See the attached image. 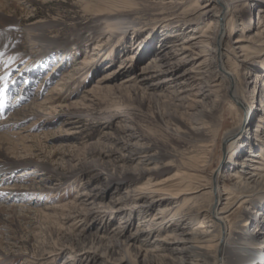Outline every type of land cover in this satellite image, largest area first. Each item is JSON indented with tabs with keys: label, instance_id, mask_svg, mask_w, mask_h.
<instances>
[{
	"label": "rangeland",
	"instance_id": "1",
	"mask_svg": "<svg viewBox=\"0 0 264 264\" xmlns=\"http://www.w3.org/2000/svg\"><path fill=\"white\" fill-rule=\"evenodd\" d=\"M96 1L0 0V43H13L12 48L7 51L0 46V78L7 77L6 80L0 79V89H3L0 93V120L5 119L14 109L31 102L32 97L38 93L39 100H42L55 85L58 77L65 75L72 65L92 53L91 44L80 41L73 47H56V51L48 55L49 58H42L40 64L35 65L36 58L27 53L26 29L33 24L41 25L43 33L57 39V46H60L61 42L85 31V25L93 23L92 19L96 13L93 7ZM186 1L188 2L175 7L162 8L146 2L134 7L130 16L137 21L136 27L139 29L134 33L132 30L136 27L129 26L123 33H115L111 37L106 33L102 35L105 44L100 55L104 57L91 72L78 76L73 82L69 81L61 96L54 93L57 96L51 103L56 107L52 111L53 114L48 115L44 127H40L37 122L32 123L36 117L29 116L10 130L16 134L6 135V132H0V166L8 167L6 161L15 159H25L27 162L19 164L10 172L6 170V177L2 176L6 168H0L1 183H10V186L13 182L19 186L22 184L24 191L27 190L24 195H12L9 198L5 197L8 196L6 189L0 188V264H102L108 257L111 261L116 260L112 261L113 264H118V255L111 250L108 242L98 240L96 235H107L123 217L128 218L130 222L129 227L123 230V235L127 237L135 228L138 218L153 216L158 204L152 203L142 215L126 209L107 219H102L99 214L79 219L77 215L80 210L71 208L74 196L81 195L83 190L98 186L95 190L100 194V207L107 208L110 200L114 198H125L128 194L127 200H132L133 190L149 181L169 184L187 170L195 175L186 179L194 185L204 187L209 185L212 171L220 170L225 161L228 160L230 165L239 168L234 161H240L243 155L248 154L250 140L244 147L233 146L227 152L226 136L228 132L238 131L240 127L237 135L239 137L247 134L253 126L249 125V119L246 118L248 113L242 117L240 108L233 106L229 94L231 92H225L227 82L217 74L218 53L224 52L226 47L232 48L235 38L246 35L244 38L247 39V35H253V32L249 31L252 28L249 24L254 21L252 14L256 7L264 9V0H248L243 6L229 10L224 21L225 35L218 51L215 47L221 26L215 23V19L211 20L206 15V9L201 8L202 0L198 1V5L194 4V0ZM183 25L187 28L186 35L192 32L191 28H196L197 31L207 29L206 47L197 48L198 51L203 50L200 54L206 64L205 69H202V76L199 75L196 88L200 90L197 92L202 99L199 104L192 101L193 96L186 94V97L179 100L169 94L168 83L150 86L152 80L160 79L159 82H162L163 77L174 69L178 73L188 70L189 66L185 62L180 60L179 63H174L175 59H182L176 52L166 53L169 50L167 45L173 43L176 37L157 39V34L163 26L171 29ZM153 32L157 33L150 36ZM132 37L137 42L135 45L132 44ZM247 40L242 43L241 48L232 50L233 52L227 51L222 59L226 68L236 73V91L243 96L250 91L249 80L252 79V72L257 70L264 60V33ZM142 41H147L148 47L140 50L139 47L135 48ZM37 49L36 47L35 50ZM65 49L69 51L66 56L62 55ZM160 49H164L161 52V60L154 66L150 63V55ZM147 62L149 67L152 65L148 70L142 72L135 69L139 63L147 65ZM58 64L62 66L59 73L48 81L42 80L44 75L53 72L52 68ZM113 70L120 74H112L104 84L105 87L88 92L87 98L83 97L87 92L84 90L92 88L104 71L109 73ZM153 74L154 77H146ZM129 76L132 81H121ZM218 81L220 91L208 98H202L208 89L206 85ZM125 83H131L132 86H120ZM209 108L210 111H207ZM196 124L203 128L195 132L190 130V127ZM28 126L30 127L27 128ZM258 131L264 133V123L258 126ZM251 134L249 133L248 139ZM135 141L158 143L160 149L170 152V156L160 160L159 168L152 173H139L133 162L126 161L120 166L118 156L125 154L121 148ZM259 149H254L257 153H262L256 160L264 163V150L259 152ZM35 162L42 164L38 171L17 176L23 169L32 167ZM166 162L169 165H165ZM252 164L258 165L255 162ZM111 173L128 174L138 178V181L128 187L119 185L109 178ZM223 174L225 176L226 173ZM262 174V183L254 188L252 196L260 203H264L263 171ZM195 176L196 178H193ZM219 181L220 186H223L221 182L225 181L224 188H233V184L226 177L222 176ZM195 194H198V202L207 206L210 195L201 192ZM22 196L25 198L20 199ZM225 197L226 195H223L222 198ZM149 199L146 198L148 201ZM181 200L180 195L177 199H170L168 203L172 205L174 201ZM241 211L242 207H234V210H231L228 220L232 222V231L244 220ZM169 215L165 214L164 218ZM185 220L186 218L179 220L177 227L183 225ZM251 229L257 239L263 236L261 231H258L257 223L254 222ZM93 249L96 250L94 257L93 253L89 252ZM126 262L128 261L124 263Z\"/></svg>",
	"mask_w": 264,
	"mask_h": 264
},
{
	"label": "bare ground",
	"instance_id": "2",
	"mask_svg": "<svg viewBox=\"0 0 264 264\" xmlns=\"http://www.w3.org/2000/svg\"><path fill=\"white\" fill-rule=\"evenodd\" d=\"M198 1L199 0H194V4L198 5ZM247 1L248 0H202L201 8L206 9V15L209 16L211 20L215 19V23H219L221 26L220 33L216 39L217 42L215 48L217 51L225 35L226 25L224 21L229 10L236 8L239 5L243 6ZM142 2L151 3L163 8L165 6H179L188 1L104 0L100 2L97 0L93 7V10L96 12L92 19L93 23L85 25V31H79L80 33L61 42L60 46H57V39L43 33L41 25L33 24L26 29L25 45L28 49V55L36 58L34 62V64L36 63L35 65L40 64L42 58H49L48 55L54 50L56 51V47L65 48L68 47V45L73 47L80 41H85L87 44H91L92 53L72 65L65 75L58 77L55 85L42 100H39L38 93L32 97L31 102L14 109L10 114L8 113L9 115L6 116L5 119L0 120V132L4 131L6 132V135L16 134L10 130H12V128H14L21 120H24L29 116L36 117V121L34 120L32 123L37 122L40 127H44L45 122H47L49 118L48 115L53 114L52 111L56 107L51 103L54 102L55 97L57 95L61 96V92L66 90L69 81L73 82L78 76H85V74L91 72L94 66L98 64L99 60H102L104 57L103 55H100L103 45L105 44V41L102 40V35L106 33L108 37H111L115 33H123L129 26L136 27L137 21L134 18H131V12H133L134 7L141 5ZM124 7H128L129 9H125ZM262 8L263 7L258 9V7H256V11L254 10L255 12L252 14V19L254 21L252 23L250 22L251 24H249V26H252V28H250L249 31H252L253 35L250 37L247 35V39L261 36L264 33V9ZM210 10L214 11L212 12ZM209 24L211 23L209 22ZM209 24L208 26L205 25V27H209ZM184 26L185 25L171 29L163 26L164 29L162 28V30L158 32L157 39L163 40V37L167 36L176 37L173 43L167 45L170 51L168 50L166 53L172 51L176 52V55H179L182 59H175L174 63L177 64L181 60L183 63L185 62L188 64V70L178 73L174 69V71L167 74L165 78L163 77L162 82H159L160 79L152 80L150 86H157L159 83H168L169 94L176 96L179 100L186 97L187 94L193 96L192 101L195 104H199L202 102V99L198 96L200 90L196 88L198 87L199 75L203 74L202 72H204V70L202 71V69L206 64L205 59L201 58L203 55L200 54L203 50L201 49L198 51L197 48L201 47L204 49V47H206L207 29L197 31L195 30L196 28H191L190 30L192 32L186 35L185 31L187 28H184ZM137 29H139V27L134 28L132 32L136 33L135 31H137ZM156 33L157 32L150 33V36ZM244 36L235 38L232 42V48L226 47L224 52H219L217 62V74H219V77H221L222 80L224 79L227 82L225 92H231L229 94L231 95L230 98L233 106L236 109L240 108L242 111V117H244V115L246 116V113H248L246 118L249 119V125L253 126L252 128H249L250 131L248 130L247 134L240 135L239 137L237 135L240 127L237 129L238 131H230L226 136V140L228 141L226 143L227 152H229L233 146L237 148L244 147L243 145L250 140V146L247 149V151H249L248 154L243 155L240 161H234V164L238 165L239 168L230 165L228 160L225 161L220 170L212 171L209 185L204 187L190 183L186 177H192L195 173L187 170L181 173V176L171 181L169 184L164 182L151 183L149 181L144 186L137 187L133 190V194L131 195L132 200H127V197H129L128 194L125 198H114L110 200L107 208L100 207V194L95 190L98 186L93 187L91 190H83L81 195L73 197L71 208H78L80 210L77 215V218L79 219H85L88 216L93 217L96 214L101 215L102 219H107L126 209L130 212L142 215L146 213L152 203L158 204L156 208L157 210L153 216L150 218L145 216L138 218L135 222V228L130 232L129 236L126 237L123 235V230L130 225L128 218L123 217L120 218V220L107 232V235H104L103 233L96 235L98 240L102 242L105 240L108 242L111 250L118 255L116 258L118 264H264V203H260L256 198L252 197L254 195V188L262 183L260 179H263L262 171L264 172V163L256 160L258 155H261L262 153H257L256 150H254L256 147L260 148L259 152L264 150V133L261 134V132L258 131V126L260 127L264 123V60L261 62L257 70L252 72V79L249 80L250 91L248 90L249 93L246 95L244 94L245 96L240 95V93L236 91L238 89V78L235 75L236 73L228 70L224 65V60H222L227 51H234L235 49L241 48L242 43L248 41ZM131 41L133 45L137 43L133 37L131 38ZM5 42H1L0 46L7 51L12 48L11 45H13V43ZM144 42H139L135 48L139 47V50L144 47L147 48L148 43L147 41ZM262 42V45H264V41ZM36 47L38 48L37 50H35ZM163 50L164 49H160L158 52H152L149 58L152 65L154 64L155 66V63L158 60H161V52ZM68 52V49H65L62 51V55L66 56ZM121 62H123V60H121ZM148 62L147 65L139 63L135 66V69L142 72L143 70H148L152 67V65L149 67ZM61 67L62 66L59 64L55 65L52 68L53 72L46 73L44 77L42 76V80L48 81L52 79L54 75L59 73ZM236 67L237 66L235 65L234 68ZM133 71L132 67L131 72ZM148 72H150V70ZM112 74L118 75L120 73L115 72L114 70L109 73L108 71H104L96 80V83L92 85V88L84 90L87 92H85L83 97L87 98L86 96L88 95V92L90 93L105 87L104 84L108 82V77H112ZM154 76L155 74L146 75V77ZM121 81L130 82L132 81V77L129 76V78L122 79ZM219 81L218 83L214 82L210 85L207 84L206 87L208 86V89L205 88L206 92L202 98H208L219 92ZM200 84L201 82L199 85ZM120 86L129 87L132 85L131 83H125ZM54 93H57V95ZM47 103L49 104L47 105ZM207 111H210V108ZM29 127L30 126L27 128ZM201 128H203V126L196 124L190 127V130L195 132ZM249 133H252L250 139H248ZM159 145L160 144L158 143H148L146 141L142 143H138V141L133 143L129 142L121 148L125 154H120V156H118V161H120L119 165L124 164L126 161L133 162L139 170V173H152L159 168V161L170 153L160 149ZM127 152L129 155H126ZM6 162L8 167H5L3 164V166H0L2 169L6 168L4 173L2 172V176L5 175V177L7 176V174H5L6 170H8L7 172H10L19 164L27 163L25 159L23 161H16L15 159ZM253 162L258 165L252 164ZM167 163L168 162H166L165 165H169ZM41 167L42 164L35 162L32 167L23 169L17 174V176L21 177L35 173ZM223 173H226L225 176ZM108 176L113 181H116L117 184L127 187L138 181V178L132 177L128 174L116 175L111 173ZM222 176L231 181L233 184L232 189L231 187L224 188L225 181H222L221 183H223V186H220L219 179L222 178ZM23 178L24 177H22V179ZM193 178H196V176ZM0 188L2 190L6 189V194L8 196L5 197L9 198L10 196L12 197V195H24V192L27 191H24L25 189L22 188V184L19 186V184L14 182L11 186L10 183L0 182ZM128 192L130 191H127V193ZM198 192L210 195L207 206L198 202L196 196L198 194H195ZM156 195L158 197H155ZM180 195L182 199L181 201H174L172 205H170V202L168 203L170 199H177ZM223 195H226V197L222 198ZM19 198L24 199L25 197L22 196ZM146 198H150L149 201L146 200ZM220 200H223V202ZM174 207L177 208L175 209ZM234 207H242L241 217H243L244 220L239 227L232 231V222L228 220V218L231 210H234ZM168 213L170 214L169 217L164 218L165 214ZM184 218H186V220L183 222V225L177 227L178 221ZM254 222L257 223V226L259 225L258 231H261L260 233L263 235L260 239H257L258 237H256L254 230L251 229ZM138 236L141 238H138ZM89 252L93 253L92 257L96 255V250L94 249L89 250ZM138 258L140 259L138 260ZM187 259H189V261H187ZM112 261L108 257L105 262H102V264H113L116 260ZM125 261L128 262L124 263Z\"/></svg>",
	"mask_w": 264,
	"mask_h": 264
},
{
	"label": "snow or ice",
	"instance_id": "3",
	"mask_svg": "<svg viewBox=\"0 0 264 264\" xmlns=\"http://www.w3.org/2000/svg\"><path fill=\"white\" fill-rule=\"evenodd\" d=\"M5 66H7V65H5ZM0 79H7V77H2V78H0ZM3 92V89H0V93H2Z\"/></svg>",
	"mask_w": 264,
	"mask_h": 264
},
{
	"label": "water",
	"instance_id": "4",
	"mask_svg": "<svg viewBox=\"0 0 264 264\" xmlns=\"http://www.w3.org/2000/svg\"><path fill=\"white\" fill-rule=\"evenodd\" d=\"M222 146H223V143H222Z\"/></svg>",
	"mask_w": 264,
	"mask_h": 264
}]
</instances>
